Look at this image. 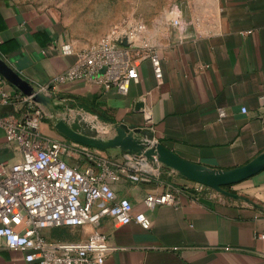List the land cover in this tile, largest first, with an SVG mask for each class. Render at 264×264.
Masks as SVG:
<instances>
[{
  "label": "crops",
  "instance_id": "1",
  "mask_svg": "<svg viewBox=\"0 0 264 264\" xmlns=\"http://www.w3.org/2000/svg\"><path fill=\"white\" fill-rule=\"evenodd\" d=\"M173 3L176 12L171 11ZM110 6L122 7L113 24L126 30L145 25L142 40L157 48L163 76L157 78L150 59L144 58L140 79L130 83L126 94L84 81L64 83L53 89L56 107L64 106L67 114L78 110L93 115L81 114L90 129L99 116L114 131L111 137L116 124L146 127L144 108L137 106L143 100L156 140L214 168L246 164L264 151V0H112ZM65 7L0 0V55L36 89L75 61V54L62 52L64 43L85 45L72 37L76 28ZM177 15L183 24L173 23ZM5 88L20 91L9 80ZM219 108H225L224 117ZM50 117L41 124L42 134L65 144L63 157L71 165L85 166V144L62 134ZM90 149L116 163L125 159L126 151L119 147ZM21 159L0 128V161ZM130 172L111 180L112 186L118 196L132 201L134 212L150 215L149 229L105 216L97 226L45 228L46 237L80 241L99 229L114 247L104 264H264V169L226 186L245 199L190 186L167 167L158 166L155 174ZM166 190L177 194L178 207L146 205L149 193ZM25 254L0 238V264H26Z\"/></svg>",
  "mask_w": 264,
  "mask_h": 264
},
{
  "label": "built area",
  "instance_id": "2",
  "mask_svg": "<svg viewBox=\"0 0 264 264\" xmlns=\"http://www.w3.org/2000/svg\"><path fill=\"white\" fill-rule=\"evenodd\" d=\"M177 9L173 3L171 11ZM172 21L175 25L184 23L180 15ZM144 29V24L128 27L127 42L116 35H106L81 49L71 42L64 43L62 52L75 54V61L37 89L53 98V89L59 84L84 81L126 94L130 83L139 81V64L144 58L150 59L155 76L161 78L160 55L155 46L142 40ZM7 83L8 79L0 73V105H12L11 109L0 112V128L16 144L22 159L0 161V238L8 247L26 250V264H104L114 249L105 232L95 229L80 241H61L48 239L44 229L97 226L105 216H111L118 224L136 221L149 229L150 215L134 212L132 201L118 196L111 180L130 174L132 168L153 174L159 164L149 160L153 169H147L143 165L144 156L133 151L125 152L124 161L116 163L85 144L86 165H71L63 157L65 144L49 140L41 132V124L49 116L48 108L33 95L6 89ZM143 108L147 124L144 128L151 131L154 129L149 124L151 114L148 107L143 105ZM242 111L247 112V107L243 106ZM218 112L220 118L226 115L225 108H219ZM145 174L143 178L147 179ZM144 201L149 208L180 205L173 190L149 193Z\"/></svg>",
  "mask_w": 264,
  "mask_h": 264
},
{
  "label": "water",
  "instance_id": "3",
  "mask_svg": "<svg viewBox=\"0 0 264 264\" xmlns=\"http://www.w3.org/2000/svg\"><path fill=\"white\" fill-rule=\"evenodd\" d=\"M122 40L127 42V37ZM0 73L23 93L33 95L36 101L47 106L52 115H57V107L53 98L36 89L29 80L15 70L1 55ZM143 105L142 101H138L137 106L140 109ZM11 107V104L0 105V112L7 111ZM55 127L66 137L91 147L100 149L119 147L124 151L138 152L152 160L157 157L160 162L174 168L182 175L208 186L209 188L206 191H211L213 188L235 198L245 199L244 196L228 190L226 186L249 178L264 169V151L246 164L228 169L214 168L180 156L165 144L156 140L153 133L148 129L133 123L116 124V133L108 138L98 136L90 128H86L80 118L72 120L70 114L56 116ZM151 140L155 142L152 143Z\"/></svg>",
  "mask_w": 264,
  "mask_h": 264
},
{
  "label": "rangeland",
  "instance_id": "4",
  "mask_svg": "<svg viewBox=\"0 0 264 264\" xmlns=\"http://www.w3.org/2000/svg\"><path fill=\"white\" fill-rule=\"evenodd\" d=\"M40 1H50V2H58L65 4L66 11L69 12L68 17L73 18V21L71 22L72 25L76 28V31L74 32V35H72L73 38L81 40V42H84L85 45L76 47L77 49L86 48L88 46H91L92 44L96 43L101 37L106 35H116L120 39H124L125 37H128L129 33L126 31L124 27L119 26V24H113L114 17L117 15L114 14L115 11L120 12L122 10V7L114 9L113 6H110V1L112 0H40ZM119 16V15H118ZM144 31V30H143ZM141 32V37L144 35V32ZM70 37V38H72ZM72 42V41H71ZM47 107V106H46ZM48 118L50 117L52 121H55L56 116H65L67 114L66 110L64 109V106L58 105L57 106V115H52V112L48 109ZM68 114H70L71 118L75 116L76 118L83 119V116L81 114H86L87 116H93L89 113H81V111L78 110H68ZM96 119L95 122H93V126H91L92 131L101 137L108 138L109 135H111L114 131L112 129H109L108 123L102 120L99 116L93 117ZM127 152V151H126ZM134 152V151H133ZM138 153V152H136ZM155 161L159 166L170 168L171 170H175L174 168L164 164L163 162L158 163L157 160ZM13 162V161H10ZM139 166L143 167L142 164H139ZM178 174L177 170H175ZM158 173V170L154 171V174ZM187 180L186 184H189L190 186H194L199 189H208V186H205L201 184L198 181L192 180L186 176H184ZM227 188V187H226ZM216 191L221 193L220 191L216 189H211V191ZM223 194V193H222Z\"/></svg>",
  "mask_w": 264,
  "mask_h": 264
},
{
  "label": "bare ground",
  "instance_id": "5",
  "mask_svg": "<svg viewBox=\"0 0 264 264\" xmlns=\"http://www.w3.org/2000/svg\"><path fill=\"white\" fill-rule=\"evenodd\" d=\"M151 142L154 143L155 141H154V140H151ZM144 158H145V159H144V162H143L144 167L147 168V169L152 170V169H153V166H152V164L149 162V158H147L146 156H144ZM155 160L159 161V160L157 159V157H156Z\"/></svg>",
  "mask_w": 264,
  "mask_h": 264
}]
</instances>
